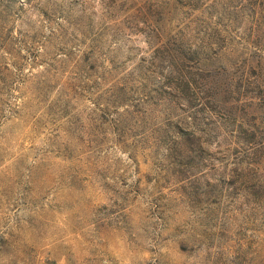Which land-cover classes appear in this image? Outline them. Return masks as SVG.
<instances>
[{
    "label": "rangeland",
    "instance_id": "1",
    "mask_svg": "<svg viewBox=\"0 0 264 264\" xmlns=\"http://www.w3.org/2000/svg\"><path fill=\"white\" fill-rule=\"evenodd\" d=\"M0 264H264V0H0Z\"/></svg>",
    "mask_w": 264,
    "mask_h": 264
}]
</instances>
